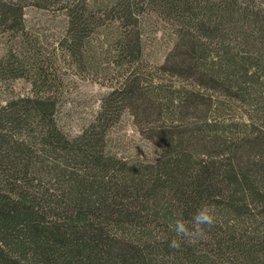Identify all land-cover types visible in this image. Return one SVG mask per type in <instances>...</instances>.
Masks as SVG:
<instances>
[{
    "label": "trees",
    "instance_id": "1",
    "mask_svg": "<svg viewBox=\"0 0 264 264\" xmlns=\"http://www.w3.org/2000/svg\"><path fill=\"white\" fill-rule=\"evenodd\" d=\"M60 2L67 54L94 22L119 26L107 43L122 72L75 134L56 120L38 45L26 47L32 71L15 64L25 56L24 7ZM94 6L0 0V24L18 42L1 60L31 83L0 103V264H264V0H113L98 14ZM149 11L172 29L157 68L186 81L176 95L147 76ZM118 106L140 123L165 112L153 160L104 149L102 127ZM204 205L216 217L206 237L169 248L174 221Z\"/></svg>",
    "mask_w": 264,
    "mask_h": 264
},
{
    "label": "rangeland",
    "instance_id": "2",
    "mask_svg": "<svg viewBox=\"0 0 264 264\" xmlns=\"http://www.w3.org/2000/svg\"><path fill=\"white\" fill-rule=\"evenodd\" d=\"M87 1L94 3L98 14L108 10L105 7L113 0ZM23 11V29L27 34L26 45L22 46L25 56H20L21 60L15 61V64L20 65L21 71L25 73L32 71L31 50L26 47L29 49V45H38L44 69L48 73L47 88L56 99V120L64 132L75 134L91 121L100 106L101 97L122 72V67L113 60V51L108 46L110 35L119 26L116 22L107 21L96 26L94 22L85 29L79 52L67 54L64 45H61V38L67 28L62 2L46 8L28 4ZM143 19L145 48L142 58L148 70L147 76L152 75V86L161 83L164 91L160 93L176 95L187 84L186 81L157 68L171 45L172 29L155 12H145ZM3 25L0 24V103L31 91L30 81L22 76H14L15 71L10 68V64L1 60L6 50H16L18 46L13 32L3 30ZM163 109L167 113L172 106L166 102ZM164 111L159 115V120L140 123L131 108L119 109L118 106L102 127L104 149L119 157L153 160L159 152L160 141L155 131L165 115ZM236 111L233 109L231 112L237 114Z\"/></svg>",
    "mask_w": 264,
    "mask_h": 264
},
{
    "label": "clouds",
    "instance_id": "3",
    "mask_svg": "<svg viewBox=\"0 0 264 264\" xmlns=\"http://www.w3.org/2000/svg\"><path fill=\"white\" fill-rule=\"evenodd\" d=\"M137 20L139 16H135ZM216 223L214 209L208 205L200 207L191 220L185 222L183 219H176L171 225L176 238L167 240L169 248L180 249L182 245H195L207 235V229Z\"/></svg>",
    "mask_w": 264,
    "mask_h": 264
}]
</instances>
